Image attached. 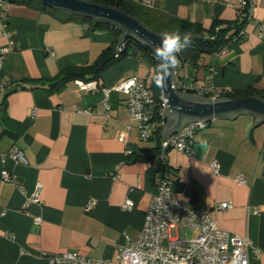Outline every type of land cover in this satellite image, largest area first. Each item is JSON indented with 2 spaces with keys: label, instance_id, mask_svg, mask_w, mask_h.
<instances>
[{
  "label": "crops",
  "instance_id": "0c3cea01",
  "mask_svg": "<svg viewBox=\"0 0 264 264\" xmlns=\"http://www.w3.org/2000/svg\"><path fill=\"white\" fill-rule=\"evenodd\" d=\"M124 1L142 7L157 33L174 31L180 20L208 28L215 18L235 20L239 9V0H157L150 6ZM253 3L246 36L202 55L196 65L178 62L176 82L214 91L248 85L264 90V38L258 36L264 0ZM158 23L167 26L160 29ZM113 39L110 32L89 30L72 13L0 4V47L12 41L0 67V264H49L45 254L68 250L113 260L120 245L139 235L161 174L174 195L195 208L211 210L231 201V208L212 211V217L260 251L249 264H264V122L250 113L215 117L199 131L192 155L165 152L169 169L160 173L154 160H134L155 154L160 141L154 136L143 141L134 126L126 129L131 118L123 94L112 91L105 110L101 92L82 88L85 80L48 87L65 68L93 63ZM153 74L145 59L129 56L98 81L112 86L136 76L152 93ZM86 109L90 113L78 111ZM13 146L26 164L2 158ZM2 170L14 178L4 181ZM238 175L243 182L236 181ZM36 192L39 200L28 201ZM127 200L132 208L124 206ZM34 216L41 217L40 224Z\"/></svg>",
  "mask_w": 264,
  "mask_h": 264
},
{
  "label": "built area",
  "instance_id": "2783aa9c",
  "mask_svg": "<svg viewBox=\"0 0 264 264\" xmlns=\"http://www.w3.org/2000/svg\"><path fill=\"white\" fill-rule=\"evenodd\" d=\"M156 0H144L146 6L153 5ZM0 0V4H3ZM254 7L253 0H239L238 18L245 19L246 24L252 18ZM245 24V25H246ZM258 36L264 38V23H259ZM240 35L246 36L245 29H241ZM12 49V41L6 46L0 47V67L5 55ZM118 51L121 49H117ZM173 87L182 92H198L199 95L210 99L221 98L222 92H229L201 86H188L174 81ZM82 88L91 91H99L102 94L101 104L105 110H109V97L112 91L121 93L125 97V104L130 113L131 124L126 126L130 131L132 126L137 129L141 140L146 141L152 136L156 127L153 118L152 107L153 94L144 81L136 76L122 80L112 86H105L99 81H88L82 84ZM160 115L164 114L166 99L160 96ZM90 113L88 109L78 110ZM35 112H32L34 115ZM212 121V120H210ZM210 121L194 120L185 123L178 131L162 139L160 143L161 155L166 148L175 149L187 155L193 154V146L198 138L200 130L205 129ZM161 124H164L161 121ZM125 135L119 134L123 141ZM129 153V150L127 151ZM10 157L15 164H26L27 159L18 147H11L2 158ZM217 163L211 167L217 171ZM4 181H11L14 177L6 170L1 171ZM236 181L243 182L242 175L236 176ZM156 194L151 198L147 207L144 223L135 239H127L120 245L113 260L92 259L73 251H65L58 254H45L49 264H249L252 255L258 256L260 251L254 248L247 237L240 236L228 230L220 228L212 211L227 210L233 206L231 201H220L212 209H198L187 201L174 195L171 182L166 174L156 178ZM40 188V187H39ZM39 193L36 192L28 201H38ZM92 202L90 203V205ZM126 208H132V202L127 200ZM36 225L40 224L41 217L34 216ZM195 232L192 238H188L186 231ZM175 230L176 236L172 237L170 231Z\"/></svg>",
  "mask_w": 264,
  "mask_h": 264
},
{
  "label": "trees",
  "instance_id": "16d2710c",
  "mask_svg": "<svg viewBox=\"0 0 264 264\" xmlns=\"http://www.w3.org/2000/svg\"><path fill=\"white\" fill-rule=\"evenodd\" d=\"M90 1L117 8L129 14L130 16L137 18L146 27L151 29L154 27L155 21L149 16V14H147L142 7L134 5L130 2L124 0ZM3 2V4L20 3L33 5L39 7L40 9L47 8V6L31 0H3ZM72 15L78 16L80 20L87 25V28L89 30L110 32L113 35L114 39L112 44L105 47L101 51V53L93 63L65 68L55 77L53 81H50L48 83V87L58 88L61 85L74 80H85V82L91 80L98 81L104 70H106L110 66L118 63L120 60L126 57L139 56L140 58L145 59L147 63L154 66V74L152 76V83L150 85V89H152V94L155 102L152 107L153 118L157 124L155 130L153 131L152 137H157V140H159L161 143L162 140H160V133L162 127L164 126V124H161V121L165 123L166 118L165 114L160 115L159 113L161 108V87L159 80V59L157 58L155 52L147 45L141 44L130 38H126L124 40L123 48L118 51L116 49V42L119 39V36L122 34V30L119 29L116 25H113L103 20H94L88 16L76 14ZM245 24V19H240L238 18V16L235 20L231 21L215 18V20H213L212 24L208 28H203L198 23H193L186 20L178 21V26L173 30H182L193 36V38L190 39V43L188 44V46L181 49V51L177 53L178 62L187 61L192 65H196L202 55L216 54L222 49H224L229 43L242 40L243 37L240 35V31L243 28L245 29ZM158 25L160 29H163L167 26L159 23ZM167 30L170 29L167 28ZM158 32H162V30H159ZM251 95H256L264 99V90H259L253 85H248L244 88L231 89V91L229 92H222L220 97L235 99ZM155 150V154L138 155L134 158V160H154L156 163L161 165V167H159L158 165V171H161L160 173L165 171L168 172L169 168L166 167L164 156L161 155L162 151L160 145L158 148L156 147ZM167 150L170 149L166 148L163 154H165Z\"/></svg>",
  "mask_w": 264,
  "mask_h": 264
},
{
  "label": "water",
  "instance_id": "95a60500",
  "mask_svg": "<svg viewBox=\"0 0 264 264\" xmlns=\"http://www.w3.org/2000/svg\"><path fill=\"white\" fill-rule=\"evenodd\" d=\"M41 3L49 8L65 11L68 13L91 17L94 20L107 21L122 30L116 49H122L126 38L133 39L141 44L147 45L155 53L161 45L162 33H177L187 35L182 30L157 33L146 27L140 20L129 14L90 0H31ZM175 67L169 68L167 72L161 71L159 61V80L161 95L166 99L164 108L166 123L163 126L162 139L178 131L185 123L194 120L210 121L215 117H234L241 113H250L259 121L264 122V99L251 95L240 98H217L210 99L182 92L173 87L175 81ZM161 78H163L161 80Z\"/></svg>",
  "mask_w": 264,
  "mask_h": 264
},
{
  "label": "clouds",
  "instance_id": "9594fccd",
  "mask_svg": "<svg viewBox=\"0 0 264 264\" xmlns=\"http://www.w3.org/2000/svg\"><path fill=\"white\" fill-rule=\"evenodd\" d=\"M189 43L190 37L187 35L162 33L161 45L156 49L155 53L160 61L161 71L167 72L169 68H174L178 63L177 53L187 47Z\"/></svg>",
  "mask_w": 264,
  "mask_h": 264
},
{
  "label": "rangeland",
  "instance_id": "374dc122",
  "mask_svg": "<svg viewBox=\"0 0 264 264\" xmlns=\"http://www.w3.org/2000/svg\"><path fill=\"white\" fill-rule=\"evenodd\" d=\"M157 1V0H156ZM156 3V2H155ZM122 35V34H121ZM120 37V36H119ZM116 48H117V46H116ZM186 234H187V237L188 238H192L194 235H195V232L193 231V230H191V229H187V231H186ZM170 235L172 236V237H174V236H176V231L175 230H171L170 231Z\"/></svg>",
  "mask_w": 264,
  "mask_h": 264
}]
</instances>
